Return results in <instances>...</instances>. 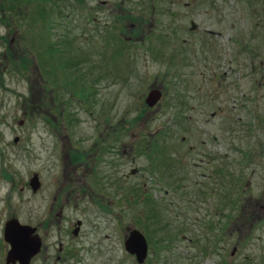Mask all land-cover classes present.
I'll use <instances>...</instances> for the list:
<instances>
[{
	"label": "rangeland",
	"instance_id": "obj_1",
	"mask_svg": "<svg viewBox=\"0 0 264 264\" xmlns=\"http://www.w3.org/2000/svg\"><path fill=\"white\" fill-rule=\"evenodd\" d=\"M49 124L103 151L68 220L150 232L146 264H264V0H0V259L50 202Z\"/></svg>",
	"mask_w": 264,
	"mask_h": 264
},
{
	"label": "flooded vegetation",
	"instance_id": "obj_2",
	"mask_svg": "<svg viewBox=\"0 0 264 264\" xmlns=\"http://www.w3.org/2000/svg\"><path fill=\"white\" fill-rule=\"evenodd\" d=\"M63 90L66 89L64 88ZM66 102L67 105L70 104V101ZM50 121L54 123V121ZM70 121L71 119H67V122ZM48 128L47 134L54 138L53 144H56L53 149L57 150V153H55L58 163L55 164V166H57L59 170L56 183H52L53 186L51 190L53 191L50 192L49 199L58 209L55 211L53 209L54 205H51L49 202V204L46 205V210L41 219L27 224L31 228L30 237H37L39 240L38 250L30 257L27 264H81L84 263V259L87 260V264H98L99 261H103L102 264H114L115 262L117 264H124L130 257L134 260V264H146L148 263V255L151 253L152 256L159 257L158 248H154L155 250L152 248L155 243L153 239L150 238V232L145 233L138 230L145 239L146 248L143 259L141 262H137L135 256L130 254L124 246V241L127 239L132 229L129 226L123 228L121 235L119 234L108 240L110 237L106 234L100 237L98 233V222L93 221L88 223L85 218H75L74 221L68 220L70 217H66L64 210L66 207L70 206L68 205L69 202H78L85 198H87L88 201H94L92 195L87 193L82 187L84 184L92 186L97 184L95 178V168L98 162L97 154H102L103 151L101 149L100 152L97 153V150L99 151L98 143L96 145L97 148L90 147L89 150L81 151L73 144L68 133L63 132V130H61L60 133H56L52 124H49ZM127 129L128 128L125 126L122 132L125 133ZM61 134L65 144H69L68 147H58V144H62ZM111 136L115 137L114 134H111ZM111 136L108 135V139H110ZM95 143L94 141V144ZM90 150H92V152H88ZM91 154L92 159L90 158ZM129 173H131L130 168ZM33 174L37 175L36 172H33L31 176ZM40 186H42V183L38 178V188L32 190L31 186H29L32 194H35L40 189ZM82 214L81 216L85 217L86 213L82 212ZM222 231L223 230L219 233ZM1 241L2 246L5 248V258L8 245L3 241L2 233ZM149 247L152 250L148 251ZM87 253L88 256L90 255L89 259L84 257ZM115 254H117V260H114ZM4 258L0 259V264H18L17 261L14 263H5Z\"/></svg>",
	"mask_w": 264,
	"mask_h": 264
},
{
	"label": "water",
	"instance_id": "obj_3",
	"mask_svg": "<svg viewBox=\"0 0 264 264\" xmlns=\"http://www.w3.org/2000/svg\"><path fill=\"white\" fill-rule=\"evenodd\" d=\"M196 24L193 21L189 22V30H194ZM214 33L213 31H207ZM160 98V93L156 89L149 90L144 98V103L151 107ZM135 169L131 170L134 173ZM29 186L32 190L38 188V178L33 174L29 180ZM31 228L27 224H22L17 218L11 217L4 221L2 227V239L8 245V250L5 254V263L27 264L30 257L36 253L39 247V240L30 237ZM145 239L143 235L135 228L129 232V236L124 241L125 249L133 254L137 262H141L145 253Z\"/></svg>",
	"mask_w": 264,
	"mask_h": 264
},
{
	"label": "trees",
	"instance_id": "obj_4",
	"mask_svg": "<svg viewBox=\"0 0 264 264\" xmlns=\"http://www.w3.org/2000/svg\"><path fill=\"white\" fill-rule=\"evenodd\" d=\"M243 98V97H242ZM248 146V145H247ZM248 155H249V153L248 152H243V157H245V158H247L248 157ZM142 211H138L137 213L139 214V213H141ZM152 217H154L155 216V214H153L152 213V215H151ZM155 218V217H154Z\"/></svg>",
	"mask_w": 264,
	"mask_h": 264
}]
</instances>
